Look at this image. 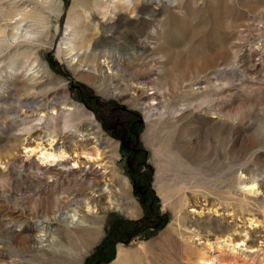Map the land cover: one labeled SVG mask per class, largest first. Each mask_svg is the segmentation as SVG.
Instances as JSON below:
<instances>
[{"label": "rangeland", "instance_id": "rangeland-1", "mask_svg": "<svg viewBox=\"0 0 264 264\" xmlns=\"http://www.w3.org/2000/svg\"><path fill=\"white\" fill-rule=\"evenodd\" d=\"M137 85L174 107L166 120L191 133L190 165L157 161L150 138L166 130L131 102ZM205 101L225 124L197 113ZM41 117L58 135L92 121L98 136L73 151L104 177H35L23 148L41 129L21 130ZM66 193L125 212L53 221L38 244L36 226L59 217L49 207ZM141 246L131 264H264V0H0V264H115L119 248Z\"/></svg>", "mask_w": 264, "mask_h": 264}, {"label": "bare ground", "instance_id": "bare-ground-1", "mask_svg": "<svg viewBox=\"0 0 264 264\" xmlns=\"http://www.w3.org/2000/svg\"><path fill=\"white\" fill-rule=\"evenodd\" d=\"M66 49L69 50L70 47L66 45ZM78 58L79 56L77 55L71 61L78 60ZM119 87L120 86H115L112 89L113 91L120 93L121 90ZM131 91H132V94L129 98L131 102L135 104V107L140 112V114L144 116V119H145L144 121H148L149 128L154 129L152 126L155 125L153 123L155 122L156 125L158 123L159 124L163 123V126L166 130L163 134L158 135L159 137L155 138V140L152 139L154 138V136L150 138L152 146L154 148V153L156 154V157L158 158L159 155L167 157L170 160V162L177 168L179 166V163L180 164L186 163L187 165H190L189 163L190 154L188 151V147L192 145L191 133L188 132L182 135V131L186 128V127H182L183 126L182 123L178 124L177 121L166 120L167 116L171 114L173 110H175L174 107H170L167 105H162L159 107L157 105H153V102H154L153 100L150 101V99H153V98L155 99L156 96L157 98H160L161 100L163 98V91L156 89L155 92H151L152 90L150 92L149 91L147 92L143 90L141 87H139L138 85L132 86ZM117 99L119 101L123 100L121 95H118ZM196 110L198 114H202L205 116L211 115V116L217 117V120H216L217 124H225L224 119H223L224 117L220 115V113L217 110H215L209 102L207 103V101L199 105L196 108ZM186 111L188 110H186L185 108V111L182 112V115L181 117H179V119L184 118ZM187 113H190V112H187ZM151 120L153 124L149 123L151 122ZM93 124L94 123H92V121L88 123L89 127L88 128L86 127V130H81L80 128H83V127H80V126H69L65 124L66 126H64L62 129L63 130L62 134L64 135L62 134L58 135L57 132L55 131V127H53L54 125L52 124V122L44 123L42 121V117L36 123H32L31 125L25 126V128L21 131H23L27 135H29V133H32L31 130H35L37 128L41 129V131H39L40 134L37 136V139H39V143H36L33 148L32 146H28V145H24V148H23L26 159H31L32 157H36V159L32 162L36 166V171L33 173L34 176L35 177L44 176V174L47 171H54V172H58L60 175V176H57V178L60 177V178L69 179L71 177L73 178L77 177L78 179L70 180L72 182L74 181V183H76L77 185L78 184L83 185L84 184L83 181L86 176L92 177L93 178L92 180H95L94 179L95 177H98V178L104 177L105 173L102 172L98 167L91 165L88 161L82 162V161H79L78 159L79 157L78 154H83L82 156H85L86 158H89V159H91V156H89L88 154L84 152H79V153L74 152L77 149L78 150L81 149L80 151H82V149L86 147L87 143H85L83 139L89 136L90 137L98 136L96 134V131L98 130L96 127H94ZM88 134H91V135L87 136ZM75 135H77V137H74ZM71 137L75 138V140H72V142L67 144L68 142L66 141V138L69 139ZM96 137H95V141H97ZM58 138H60L61 140L58 141L57 140ZM24 144H27V143H24ZM97 158L99 157L96 156V159ZM157 161L160 163L159 158ZM71 163H73V166H71ZM158 169H159V172L162 171V168L161 169L158 168ZM71 173L73 174V176L68 177ZM48 175L49 176L47 177L51 176L50 179L54 178V177L52 178V176L54 175L52 174H48ZM2 182H4V179H2ZM240 183H242V181H240ZM245 186L246 188L243 191L247 194L249 193L256 194L255 192L256 187H257V190H259L258 188H260V184L256 182L247 184ZM107 192L109 193V195H111L110 190ZM64 194L59 195L57 197L58 201L54 207L53 206L49 207L50 209L55 210L54 211L55 214L56 212L57 214L59 213L58 214L59 217H55L56 216L55 215L53 220L46 219L47 221L36 226V228L38 229V232H37L38 241H39L38 244L40 243V245L43 242H47L48 244V240L52 238L53 231L51 230L53 229L52 228L53 221H62L64 223V227L69 228L75 225L77 222H81V223L87 222V218L91 216V214L96 213V212L99 214H102L105 210H111L114 212L116 211V212H121V213L125 212L124 210H121V206L118 204L117 200H115V202L113 201L112 204L107 206L105 204H100L99 199L94 201V198H84L81 203L79 202L78 199H75V197L70 198L69 194L66 193L65 196ZM63 201H66V204H65L66 206H64L63 204L64 207L61 205ZM37 202L38 201H36V203ZM40 203L42 204L43 202L40 201ZM39 207L43 208V205L42 206L39 205ZM8 225L9 226L7 227V230H9V232L14 238L17 236H21L20 235L22 233L21 226L17 227L16 223L14 222H10V224ZM243 241L244 240L237 241V242H243ZM237 242H234V243H237ZM142 250H143L142 246L137 251H128V252L119 248L117 260L115 264H131L133 259L136 258V255ZM198 262H200V264H210L209 261H206L203 259V255H200Z\"/></svg>", "mask_w": 264, "mask_h": 264}, {"label": "flooded vegetation", "instance_id": "flooded-vegetation-1", "mask_svg": "<svg viewBox=\"0 0 264 264\" xmlns=\"http://www.w3.org/2000/svg\"><path fill=\"white\" fill-rule=\"evenodd\" d=\"M139 120V119H138ZM132 122V121H131ZM129 122L128 124L130 125V128L128 127V133H129V136L130 137H133V139H135V135H136V130L134 128H136V124L135 123H131ZM135 145H137L136 143H134V141H132V144H131V148L136 151L138 150V148L135 147ZM144 188L148 189L147 185L144 184L143 185ZM145 192L144 189H140V193L143 194Z\"/></svg>", "mask_w": 264, "mask_h": 264}]
</instances>
